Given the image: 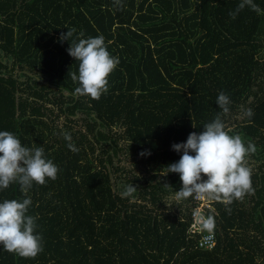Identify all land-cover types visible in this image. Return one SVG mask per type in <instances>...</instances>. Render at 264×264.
Returning <instances> with one entry per match:
<instances>
[{"label": "trees", "instance_id": "trees-1", "mask_svg": "<svg viewBox=\"0 0 264 264\" xmlns=\"http://www.w3.org/2000/svg\"><path fill=\"white\" fill-rule=\"evenodd\" d=\"M240 3L0 0V131L43 147L59 169L27 193L43 251L24 258L0 245V264H264V0L233 19ZM67 28L103 35L119 58L99 99L74 91ZM220 92L231 134L256 146L254 192L228 205L212 196L203 212L214 244L202 248L188 231L195 193L176 199L180 176L165 173L181 155L172 144L221 113ZM130 183L134 198H121ZM24 198L18 184L0 189V202Z\"/></svg>", "mask_w": 264, "mask_h": 264}, {"label": "clouds", "instance_id": "clouds-1", "mask_svg": "<svg viewBox=\"0 0 264 264\" xmlns=\"http://www.w3.org/2000/svg\"><path fill=\"white\" fill-rule=\"evenodd\" d=\"M116 3L119 5V0ZM245 6L257 13L262 11L254 0H241L229 15L235 19ZM67 29L59 40L70 41L67 52L79 62L78 75L76 72L70 74L72 81L78 83L74 91L77 95L99 99L108 90V76L119 64V58L110 54L103 35L84 38L82 32L76 35L75 28ZM216 104L221 113L205 123L203 131H193L186 141L171 146L181 153L178 161L167 165L165 173L180 176L182 187L176 191V199H186L193 193L210 194L228 205L254 192L246 157L256 152V146L251 141L245 144L239 133L231 134L234 130L227 127L222 118V114L230 112L228 95L220 92ZM246 114L250 117L252 110L247 109ZM64 139L69 141L67 146L71 151H78L71 143L70 134L64 133ZM150 154L149 150L140 153L142 156ZM58 171V166L45 157L43 147L24 146L12 132L0 131V189L15 183L25 195L22 200L4 199L0 202V245L5 251L24 258H35L43 251L42 236L36 231L37 217L28 214L32 200L27 193L33 183L43 185L46 178L55 180ZM137 188L131 183L124 185L121 198H134Z\"/></svg>", "mask_w": 264, "mask_h": 264}, {"label": "built area", "instance_id": "built-area-1", "mask_svg": "<svg viewBox=\"0 0 264 264\" xmlns=\"http://www.w3.org/2000/svg\"><path fill=\"white\" fill-rule=\"evenodd\" d=\"M212 195L195 193L194 199L197 203L196 210L192 212V222L189 225V234L200 235L198 245L202 248H212L214 244L210 223L204 217V209H209ZM205 229H208L206 232Z\"/></svg>", "mask_w": 264, "mask_h": 264}, {"label": "rangeland", "instance_id": "rangeland-1", "mask_svg": "<svg viewBox=\"0 0 264 264\" xmlns=\"http://www.w3.org/2000/svg\"><path fill=\"white\" fill-rule=\"evenodd\" d=\"M210 209V208H209ZM205 231L207 232L208 231V229H205Z\"/></svg>", "mask_w": 264, "mask_h": 264}]
</instances>
